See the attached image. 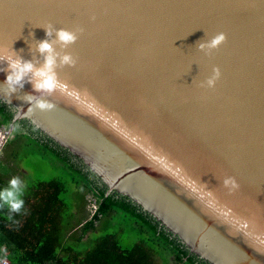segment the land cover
<instances>
[{"label": "water", "instance_id": "obj_1", "mask_svg": "<svg viewBox=\"0 0 264 264\" xmlns=\"http://www.w3.org/2000/svg\"><path fill=\"white\" fill-rule=\"evenodd\" d=\"M47 24L84 29L65 50L76 66L57 70L79 99L54 93V109L26 114L16 97L39 95L30 83L10 104L0 92L12 124L27 120L197 257L264 264V0H0V48L41 59ZM221 32L218 49L197 50ZM213 67L215 87H198Z\"/></svg>", "mask_w": 264, "mask_h": 264}, {"label": "trees", "instance_id": "obj_2", "mask_svg": "<svg viewBox=\"0 0 264 264\" xmlns=\"http://www.w3.org/2000/svg\"><path fill=\"white\" fill-rule=\"evenodd\" d=\"M12 118L13 112L0 103V126L12 124ZM14 123L26 130H13L12 134L33 139L76 171L82 204L79 213L74 212L76 205L60 197L65 190L56 178L28 187L20 213L0 207V258H8L10 264H157L151 257L159 258L162 264H210L191 253L139 206L115 192L107 194L106 186L79 158L27 120ZM12 134L0 150V188L6 186L4 172L13 162V158L2 159ZM17 174L15 171L5 179ZM89 199L99 201L93 213L88 209ZM115 223L130 226L142 237L131 246H121L118 231L110 230Z\"/></svg>", "mask_w": 264, "mask_h": 264}, {"label": "clouds", "instance_id": "obj_3", "mask_svg": "<svg viewBox=\"0 0 264 264\" xmlns=\"http://www.w3.org/2000/svg\"><path fill=\"white\" fill-rule=\"evenodd\" d=\"M92 19H95L94 17ZM45 31V39L35 41V53L39 54L42 59H37L36 55L31 60L22 59L17 53L9 48H0V62H7V76L3 84H0V92H3L7 99V103H11V97L15 93H19L25 83H30L34 92L39 95L23 94L17 95V99L30 105L26 114L32 113L34 110L51 111L56 105L50 102L46 97L52 96L54 93L66 95L79 99V93L66 81L59 79L57 70L64 67H75L77 59L65 50L73 45L84 29L80 26H75L69 29H56L51 24L43 27ZM54 37V38H53ZM226 42V35L221 32L213 36L211 39L197 42V50L205 55H210L214 50L218 49ZM59 49V50H57ZM32 53V49L30 48ZM39 65V66H37ZM220 69L212 68V74L206 80L198 84L200 88L212 89L220 78ZM84 95L87 96L85 90ZM22 111L21 108H17ZM23 112V111H22ZM180 171L177 166V172ZM190 187L193 191L201 193V198L208 197L210 207L216 206V199L212 191L207 190V185L204 183L197 185L196 181H190ZM222 187L228 190V195H232L239 189V184L234 177H226L222 180ZM26 190L25 182L19 176L11 177L6 186L0 188V207H5L10 213H20L24 206L23 196ZM223 215L229 216V212L223 211ZM242 227H246V223H241Z\"/></svg>", "mask_w": 264, "mask_h": 264}, {"label": "rangeland", "instance_id": "obj_4", "mask_svg": "<svg viewBox=\"0 0 264 264\" xmlns=\"http://www.w3.org/2000/svg\"><path fill=\"white\" fill-rule=\"evenodd\" d=\"M0 127H2L0 128V150L2 149L3 143H5L8 138L7 135H11L13 130H26L15 123ZM3 130H8L9 133L5 135ZM12 135H15V137L13 138L12 136V138L8 140L2 152V159L4 161L13 158L11 166L9 168L6 167L3 183H7L8 179L5 178L15 171L18 172L17 176L25 182V191H27L28 187H33L37 182L49 181V179L56 178L62 183L65 190L60 197L67 204H75L76 206H74L73 211L79 213L78 206L82 204V192L80 191V186L75 183L76 179L79 178L76 171L67 166L65 162L57 159L48 150L37 146L33 142V139L21 137L18 132H14ZM89 200H91V202H89L88 209L93 213L99 201ZM114 229L118 231V240L123 247L133 245L142 237L139 232L124 224L117 225L115 223L111 226L110 230L113 231ZM151 259L154 263L162 264L159 258L151 257Z\"/></svg>", "mask_w": 264, "mask_h": 264}, {"label": "built area", "instance_id": "obj_5", "mask_svg": "<svg viewBox=\"0 0 264 264\" xmlns=\"http://www.w3.org/2000/svg\"><path fill=\"white\" fill-rule=\"evenodd\" d=\"M3 132L5 135L9 133L8 130H3ZM0 264H10V261L8 258H0Z\"/></svg>", "mask_w": 264, "mask_h": 264}]
</instances>
